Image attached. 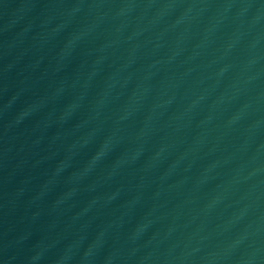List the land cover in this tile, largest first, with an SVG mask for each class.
<instances>
[{"label":"water","instance_id":"obj_1","mask_svg":"<svg viewBox=\"0 0 264 264\" xmlns=\"http://www.w3.org/2000/svg\"><path fill=\"white\" fill-rule=\"evenodd\" d=\"M0 264H264V0H0Z\"/></svg>","mask_w":264,"mask_h":264}]
</instances>
